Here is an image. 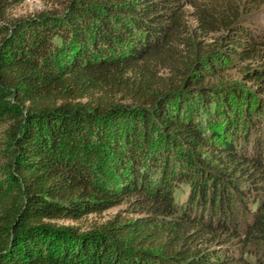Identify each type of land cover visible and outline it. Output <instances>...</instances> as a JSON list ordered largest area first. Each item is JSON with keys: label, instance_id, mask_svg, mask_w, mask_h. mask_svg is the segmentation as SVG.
Wrapping results in <instances>:
<instances>
[{"label": "trees", "instance_id": "trees-1", "mask_svg": "<svg viewBox=\"0 0 264 264\" xmlns=\"http://www.w3.org/2000/svg\"><path fill=\"white\" fill-rule=\"evenodd\" d=\"M23 1L0 0V264H123L127 250L129 264H252L250 247H264V150L247 149L228 102L222 133L205 132L193 107L224 62L264 59L244 21L259 0H41L56 9L10 17ZM56 37L76 44L66 61ZM243 74L264 110V64ZM105 121L123 127L108 143L115 185L80 152ZM120 204L88 232L55 223Z\"/></svg>", "mask_w": 264, "mask_h": 264}, {"label": "rangeland", "instance_id": "rangeland-1", "mask_svg": "<svg viewBox=\"0 0 264 264\" xmlns=\"http://www.w3.org/2000/svg\"><path fill=\"white\" fill-rule=\"evenodd\" d=\"M238 1L239 3H242L249 0ZM250 7V11L244 16V21L247 25L253 26V28L264 38V0H259L253 6L251 4ZM53 9L56 8H52V6L43 3L41 0H24L21 4L10 8L8 10V14L12 18L26 17L35 15L41 11ZM191 11V9L188 10V18H190ZM190 26L193 28L194 23H190ZM218 34L219 33H211L210 35L205 36L203 40L207 43L211 42L218 36ZM55 41L56 44H58V49L56 50V61H66L72 48L76 47L75 42L72 40L63 42L57 37ZM263 64L264 59L253 62H224L223 71L219 72V74L214 76L211 80L213 86H215L214 91L208 95V98L198 97L195 99L193 112L195 113L201 128L205 132L217 131L222 133L224 124L226 123L223 118V112L226 108L224 103L228 102L230 104L231 114L235 112L236 118L238 117V119H236L238 122L237 134L245 136L247 149L257 150L262 148L264 150V110L257 111L255 109L256 98L259 94L256 89L257 85L254 82L247 80L243 74L246 65L253 67ZM222 88L225 89V95L221 92ZM237 90H239L242 97L235 96ZM251 94L254 95L252 96ZM225 99L230 100L226 101ZM248 99H250V101H248ZM122 128V123H120V121H105L96 125L92 129H86L79 141L80 152L83 155L85 162L89 165L91 174L94 175L96 180L99 181L101 179L104 184L115 185L116 181L118 182L115 171L116 159L113 157L108 143H113V141L120 136ZM225 135L226 139L229 140L230 136L227 134ZM159 139L160 141L162 140L161 137H159ZM119 142L121 143V141ZM164 146V143L161 142L159 146L154 145L151 147V150L146 153V157L144 158L145 165L142 167L145 171H147V164L149 163L148 159L152 154V156L159 154L160 159L164 157ZM141 150L142 149L140 148L137 152L141 153ZM204 152L205 151L202 149L201 153L203 154ZM174 185V196H179V198H181L188 189L187 183L180 182L179 184L177 183ZM234 202V213L231 217L233 220L236 217L238 221L237 227L241 226L242 229H244L246 217L243 214L240 200L236 199ZM125 206V204H120L110 209L103 210L100 213L89 214L79 220L65 219L57 220L55 223L73 225L78 227L81 232H88L91 229L96 228L98 225L103 224L114 214H122ZM214 247H216V245ZM124 255L123 264H129L128 257H132L130 251L127 250V253ZM246 258L252 264H258L257 262L259 258L264 262V247L260 248L253 245L250 247V252L247 253Z\"/></svg>", "mask_w": 264, "mask_h": 264}]
</instances>
